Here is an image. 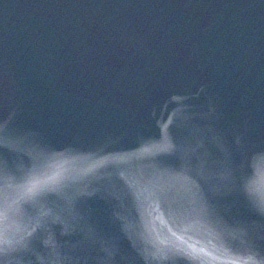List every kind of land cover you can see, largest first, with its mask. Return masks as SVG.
I'll return each mask as SVG.
<instances>
[{"label": "water", "instance_id": "obj_1", "mask_svg": "<svg viewBox=\"0 0 264 264\" xmlns=\"http://www.w3.org/2000/svg\"><path fill=\"white\" fill-rule=\"evenodd\" d=\"M0 118L59 171L108 160L80 185L75 216L40 232L33 264L56 253L64 264H172L150 260V242L174 238L175 214L136 183L168 165L195 171L219 214L264 245V214L228 187L264 152V0H0ZM144 146L155 154L139 155ZM179 227L205 264H224L214 232Z\"/></svg>", "mask_w": 264, "mask_h": 264}, {"label": "snow or ice", "instance_id": "obj_2", "mask_svg": "<svg viewBox=\"0 0 264 264\" xmlns=\"http://www.w3.org/2000/svg\"><path fill=\"white\" fill-rule=\"evenodd\" d=\"M172 150L170 146L169 151ZM138 154L154 155V146H144ZM53 159L43 143L0 118V264H33L40 232L50 230L61 219L75 216L80 205V185L89 182L108 163V160L93 162L89 168L73 174L55 169ZM17 160H23L22 168L16 167ZM136 183L175 214L174 238H155L150 242L153 262L205 264L197 244L189 243L179 227L181 223L195 221L219 238L227 252L224 264H264V245L251 239L247 224L219 214L218 203L209 197L207 187L195 171L168 165L139 177ZM228 187L242 197L246 208L264 214V152L250 154L244 169L229 175ZM237 238H243L244 242L235 244ZM96 240L104 242L100 236ZM64 261L61 253L52 256V264Z\"/></svg>", "mask_w": 264, "mask_h": 264}]
</instances>
